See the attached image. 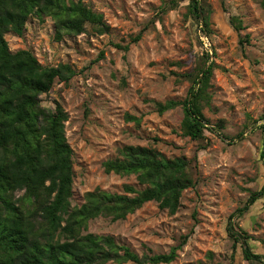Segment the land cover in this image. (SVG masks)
<instances>
[{
    "label": "rangeland",
    "instance_id": "obj_1",
    "mask_svg": "<svg viewBox=\"0 0 264 264\" xmlns=\"http://www.w3.org/2000/svg\"><path fill=\"white\" fill-rule=\"evenodd\" d=\"M80 1L102 16L106 33L87 24L84 33L56 40L54 21L33 15L21 36L4 35L10 52L27 50L41 66L68 64L75 72L67 84L55 80L39 97L44 109L59 105L67 115L70 206L82 205L95 189L123 194L125 185L144 188L134 175L104 172L103 163L118 158L124 146L197 163V184L182 193L175 214L148 202L122 220H89L81 234L111 237L138 257L168 254L188 236L168 264H258L244 260L239 246L233 253L226 227L264 184V0H198L199 16L189 0ZM210 63L208 103L200 102L205 129L192 140L181 131L182 106L159 113L156 104L182 102L192 78ZM233 221L250 237L252 252L264 257V196Z\"/></svg>",
    "mask_w": 264,
    "mask_h": 264
},
{
    "label": "trees",
    "instance_id": "obj_2",
    "mask_svg": "<svg viewBox=\"0 0 264 264\" xmlns=\"http://www.w3.org/2000/svg\"><path fill=\"white\" fill-rule=\"evenodd\" d=\"M189 1L199 16V1ZM33 15L54 21L56 40L84 33L87 24L99 34L108 31L102 16L80 0H0V264L171 263L188 236L168 254L138 257L114 244L111 237L81 233L89 220H122L148 202H156L159 209L175 214L182 193L197 184L192 174L196 160L166 159L151 148L124 146L118 150V158L103 163L104 172L134 175L144 188L136 190L125 185L123 194L95 189L84 195L82 205L71 207L73 152L64 132L67 115L59 105L53 110L44 109L39 97L51 90L55 80L67 84L75 72L68 64L41 66L27 50L12 53L4 39L9 31L21 36L26 20ZM235 20L231 18L230 23L239 30L241 24L238 21L234 25ZM207 23L204 17L205 31ZM141 34L132 43L138 42ZM115 47L128 50L127 45ZM204 56L208 62V54ZM100 58L102 53L97 60ZM212 69V63L200 69L182 102L156 104L159 113L181 105V131L192 140L203 137L205 121L200 102L208 103L206 90ZM125 120L139 123L138 118L129 115ZM263 196L264 184L228 217L226 227L233 253L239 246L244 260L258 264H264V257L252 252L250 237L235 230L233 219L243 216Z\"/></svg>",
    "mask_w": 264,
    "mask_h": 264
}]
</instances>
